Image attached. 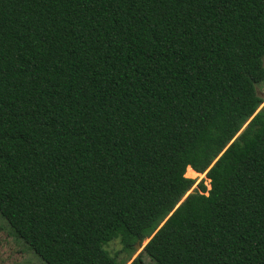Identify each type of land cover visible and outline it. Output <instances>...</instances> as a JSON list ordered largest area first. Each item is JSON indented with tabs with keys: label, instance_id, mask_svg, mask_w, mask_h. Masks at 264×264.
<instances>
[{
	"label": "trees",
	"instance_id": "16d2710c",
	"mask_svg": "<svg viewBox=\"0 0 264 264\" xmlns=\"http://www.w3.org/2000/svg\"><path fill=\"white\" fill-rule=\"evenodd\" d=\"M263 88L264 0H0V217L46 264H264Z\"/></svg>",
	"mask_w": 264,
	"mask_h": 264
},
{
	"label": "rangeland",
	"instance_id": "374dc122",
	"mask_svg": "<svg viewBox=\"0 0 264 264\" xmlns=\"http://www.w3.org/2000/svg\"><path fill=\"white\" fill-rule=\"evenodd\" d=\"M238 8V7H237ZM239 9V8H238ZM235 11L230 9L228 14L231 17H238L240 15V10ZM261 95L264 96V88L261 91ZM188 178L196 179L199 182L203 175L194 173L191 170H186L185 175ZM206 189H209V181L205 179ZM148 242L145 240L140 244L139 250L136 251V255L142 251L143 246ZM120 248V244L117 240L112 241L106 246V249L110 254H113L116 250ZM143 260L145 263H149L146 256L143 255ZM0 264H46L37 254L30 250V248L24 244L22 241L18 240L12 232L10 231L7 223L0 217Z\"/></svg>",
	"mask_w": 264,
	"mask_h": 264
},
{
	"label": "water",
	"instance_id": "95a60500",
	"mask_svg": "<svg viewBox=\"0 0 264 264\" xmlns=\"http://www.w3.org/2000/svg\"><path fill=\"white\" fill-rule=\"evenodd\" d=\"M191 192H192V191H191ZM191 192H189V193H191ZM140 244H141V243H140L139 241L136 242V244H135V246H134L136 251L139 250V248H140Z\"/></svg>",
	"mask_w": 264,
	"mask_h": 264
},
{
	"label": "bare ground",
	"instance_id": "6f19581e",
	"mask_svg": "<svg viewBox=\"0 0 264 264\" xmlns=\"http://www.w3.org/2000/svg\"><path fill=\"white\" fill-rule=\"evenodd\" d=\"M187 170H191L192 172H194L191 168H187ZM194 173H196V172H194Z\"/></svg>",
	"mask_w": 264,
	"mask_h": 264
}]
</instances>
